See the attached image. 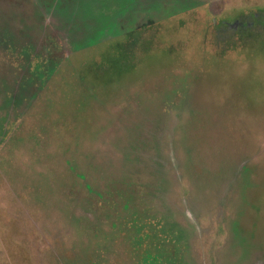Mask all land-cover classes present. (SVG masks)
Instances as JSON below:
<instances>
[{
    "label": "rangeland",
    "instance_id": "374dc122",
    "mask_svg": "<svg viewBox=\"0 0 264 264\" xmlns=\"http://www.w3.org/2000/svg\"><path fill=\"white\" fill-rule=\"evenodd\" d=\"M145 249L264 264V0H0V264Z\"/></svg>",
    "mask_w": 264,
    "mask_h": 264
},
{
    "label": "trees",
    "instance_id": "16d2710c",
    "mask_svg": "<svg viewBox=\"0 0 264 264\" xmlns=\"http://www.w3.org/2000/svg\"><path fill=\"white\" fill-rule=\"evenodd\" d=\"M87 95L88 94H85L84 97H88ZM161 259L162 257L158 253L154 252L153 249H145L141 264H162Z\"/></svg>",
    "mask_w": 264,
    "mask_h": 264
}]
</instances>
